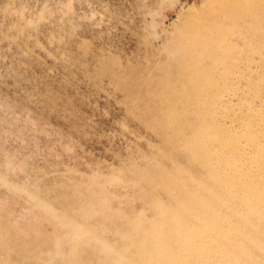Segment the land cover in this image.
Returning <instances> with one entry per match:
<instances>
[{
    "label": "rangeland",
    "instance_id": "1",
    "mask_svg": "<svg viewBox=\"0 0 264 264\" xmlns=\"http://www.w3.org/2000/svg\"><path fill=\"white\" fill-rule=\"evenodd\" d=\"M220 2L0 0V264H264V30Z\"/></svg>",
    "mask_w": 264,
    "mask_h": 264
},
{
    "label": "bare ground",
    "instance_id": "2",
    "mask_svg": "<svg viewBox=\"0 0 264 264\" xmlns=\"http://www.w3.org/2000/svg\"><path fill=\"white\" fill-rule=\"evenodd\" d=\"M210 1L211 0H206L205 5H207ZM251 2L252 3H263L264 1H262V0H251ZM218 6L221 7L225 12L229 13L228 15H229L230 20H235V19L239 18V15H241L243 13V19L242 20H246L249 23H251L252 25H256L257 23H260L259 29H256L257 33L258 32L261 33L264 30V28L262 29V24L264 22V6L262 7V6L258 5L259 8L263 10V13L261 11L257 17H253L251 15L252 8H251L250 0H236V1L232 0V2H230L229 4L228 3L223 4V2H220L218 4ZM231 26H234V25H228L227 27L230 28ZM237 27H238V25H237ZM210 38H211V40H213L214 39L213 35ZM195 40L198 42L199 46H203L202 40L200 39L199 36H196ZM235 54H237V52L234 51L233 56ZM174 58H177V56H175ZM189 69H190V67L185 68V70L187 72V76H192L189 72Z\"/></svg>",
    "mask_w": 264,
    "mask_h": 264
}]
</instances>
